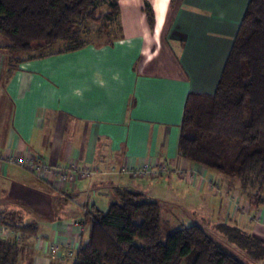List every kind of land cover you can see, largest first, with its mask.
Here are the masks:
<instances>
[{
	"label": "crops",
	"instance_id": "obj_1",
	"mask_svg": "<svg viewBox=\"0 0 264 264\" xmlns=\"http://www.w3.org/2000/svg\"><path fill=\"white\" fill-rule=\"evenodd\" d=\"M117 1V35L101 42L26 60L0 35V151L101 172L60 188L0 163L1 216L34 227L22 234L0 225L2 238L29 251L19 264H75L90 241L89 211H106L118 188L159 201L163 216L169 203L195 210L198 199L228 185L221 173L183 157L179 137L189 95L215 91L250 0ZM124 164H166L168 171L139 178L113 172ZM228 203L215 220L222 215L223 223L264 239L258 211L248 215ZM38 240L71 247L74 255L63 261Z\"/></svg>",
	"mask_w": 264,
	"mask_h": 264
},
{
	"label": "trees",
	"instance_id": "obj_2",
	"mask_svg": "<svg viewBox=\"0 0 264 264\" xmlns=\"http://www.w3.org/2000/svg\"><path fill=\"white\" fill-rule=\"evenodd\" d=\"M146 11L153 24L148 3ZM101 17L118 21V1L0 0V35L15 54L62 41L75 49L83 44L86 21ZM179 150L190 161L235 178L255 209L264 206V0L249 1L215 91L189 95ZM114 196L106 211H89L90 241L75 264H245L199 224L165 237L161 204L143 192L121 187ZM0 225L22 234L34 231L32 224L11 223L1 214ZM220 228L232 242L260 255L262 238L236 225ZM14 250L17 244L0 236V264H16Z\"/></svg>",
	"mask_w": 264,
	"mask_h": 264
},
{
	"label": "rangeland",
	"instance_id": "obj_3",
	"mask_svg": "<svg viewBox=\"0 0 264 264\" xmlns=\"http://www.w3.org/2000/svg\"><path fill=\"white\" fill-rule=\"evenodd\" d=\"M100 12L102 13V10ZM117 31L118 28L116 22L113 21L110 22L107 21L105 17H101L97 21H93V22L86 21L84 26V31L81 34L79 41L83 43L89 41L101 42L108 38H112V36L117 35ZM2 39L7 41L6 38H2ZM65 45H67V43L62 41L54 44L51 48L55 49L59 46H65ZM51 48L46 47L41 50L32 49L31 51H27L24 53L23 52L20 53L17 52V53H19L22 57L28 59L32 57L34 54H38L39 52H45V51L48 52L49 50H52ZM219 175L224 177L225 179H228L227 180L228 182H226L228 183V185H226V187L224 188L218 187L219 191L214 190L210 192V195H208L207 197L206 195H204L202 198L198 199L196 201L197 208L195 210L189 208L185 204L182 205V203L179 205L176 204L175 206L169 203L167 210L165 209L163 211V216H162V226H163L164 236L166 237L169 233L184 226V224L187 226L191 224H199L219 243H221L229 250L235 252L243 263L264 264V247L261 248L259 256H256V253L255 255L254 253H249L248 246L243 247L238 243L232 242L229 239L228 235L220 228L222 224L234 225L232 221L223 223L221 221L222 215L218 218L219 220H215V218H217V216H219L220 213H223L226 205L228 206L229 204L228 202L230 201L232 195L234 194L233 193L234 191L230 190L228 186H230L231 189H237V188L239 189V185H237L238 181L235 178L228 177L222 173ZM229 194H230V199L226 198V195ZM182 202H184V200ZM244 203L246 204L248 215H252L256 211H258L259 213L261 210H264V206H261V208H259L258 210L255 209V207L250 203L248 198H246L245 196H244ZM207 211H210V213H208ZM258 213L256 216V220L262 221L263 220L262 218L264 217H262L261 218L262 220H260L258 217ZM8 222H12V221L9 220ZM252 249L253 250L251 251H257L256 248L254 247H252ZM14 251L17 252L18 254L15 257H13L14 255L11 256V259L14 258L16 260V264L22 263L23 262L22 260H25L28 257L29 251L25 250L21 252L19 247L17 251L16 250Z\"/></svg>",
	"mask_w": 264,
	"mask_h": 264
},
{
	"label": "built area",
	"instance_id": "obj_4",
	"mask_svg": "<svg viewBox=\"0 0 264 264\" xmlns=\"http://www.w3.org/2000/svg\"><path fill=\"white\" fill-rule=\"evenodd\" d=\"M0 163H12L31 171L37 177L42 178L48 183L56 187H66L67 185L74 183L76 179H93L101 172L91 166H84L79 162H73L69 166H60L52 163L45 162L42 158L34 156L32 154L16 155L9 152L0 151ZM168 171L166 164H161L158 168H151L148 165H141L140 167H134L130 164H124L119 168L113 170L116 174L127 175L133 178H139L147 175L157 177ZM231 197L236 209L240 212L247 211L246 204L241 201L240 193L233 192ZM86 210V209H85ZM260 220H264V210L258 213ZM262 218V219H261ZM262 220V221H263ZM38 246L44 248L49 254L59 257L61 260H66L68 257L74 255V250L71 247H62L60 244L51 241L38 240Z\"/></svg>",
	"mask_w": 264,
	"mask_h": 264
},
{
	"label": "clouds",
	"instance_id": "obj_5",
	"mask_svg": "<svg viewBox=\"0 0 264 264\" xmlns=\"http://www.w3.org/2000/svg\"><path fill=\"white\" fill-rule=\"evenodd\" d=\"M116 78H118V77H116ZM75 95L80 96L81 93H80L79 91H77V92L75 93Z\"/></svg>",
	"mask_w": 264,
	"mask_h": 264
}]
</instances>
